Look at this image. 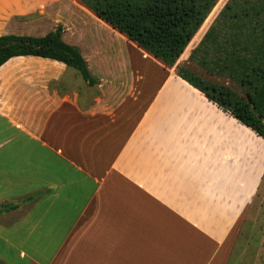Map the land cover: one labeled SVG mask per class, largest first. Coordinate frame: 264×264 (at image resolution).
Returning a JSON list of instances; mask_svg holds the SVG:
<instances>
[{"label":"crops","instance_id":"1","mask_svg":"<svg viewBox=\"0 0 264 264\" xmlns=\"http://www.w3.org/2000/svg\"><path fill=\"white\" fill-rule=\"evenodd\" d=\"M38 15L45 32L16 33ZM57 26L95 83L48 58L0 66V205H20L0 262L264 264V139L176 75L209 24L166 67L80 0H0V36Z\"/></svg>","mask_w":264,"mask_h":264},{"label":"trees","instance_id":"2","mask_svg":"<svg viewBox=\"0 0 264 264\" xmlns=\"http://www.w3.org/2000/svg\"><path fill=\"white\" fill-rule=\"evenodd\" d=\"M80 1L112 29L164 66L172 67L220 0ZM61 36V26L42 37L0 36V66L17 56L53 59L76 69L93 85L95 80L84 58ZM189 61L197 62L211 75L230 80L240 92L211 83L185 67L178 68L176 75L264 139V0L226 4ZM19 206L2 204L0 214Z\"/></svg>","mask_w":264,"mask_h":264},{"label":"rangeland","instance_id":"3","mask_svg":"<svg viewBox=\"0 0 264 264\" xmlns=\"http://www.w3.org/2000/svg\"><path fill=\"white\" fill-rule=\"evenodd\" d=\"M253 2V0H250ZM218 2V1H217ZM244 0H220L218 3H216V7L212 10V12L209 14L207 17L206 21L204 22L200 32L196 35L199 36L202 31L207 27L209 24V27L213 23V21L216 19L218 16L219 12L224 8L226 4L230 5H236V3L243 4ZM72 14V13H71ZM41 15L38 16H31V17H26V18H17L16 21L19 22L16 24V33L17 34H26L27 32L33 33L36 36L39 34H42L45 32L48 28L47 23L44 22V20H37L40 19ZM208 27V28H209ZM195 40V39H194ZM193 42V41H192ZM191 44V43H190ZM180 67H185L189 71L195 73L196 75L200 76L201 78L215 84H221V85H227L231 89H233L236 92H240L239 88L233 84L230 80L216 76V75H211L209 74L206 70L201 68L197 62L192 61L186 64H180L177 65V70ZM177 72V71H176Z\"/></svg>","mask_w":264,"mask_h":264}]
</instances>
